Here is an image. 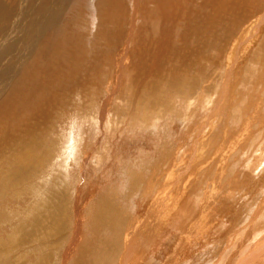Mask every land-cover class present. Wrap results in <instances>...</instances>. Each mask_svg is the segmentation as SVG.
Masks as SVG:
<instances>
[{"label": "rangeland", "instance_id": "rangeland-1", "mask_svg": "<svg viewBox=\"0 0 264 264\" xmlns=\"http://www.w3.org/2000/svg\"><path fill=\"white\" fill-rule=\"evenodd\" d=\"M49 1L1 63L0 264H264L261 0Z\"/></svg>", "mask_w": 264, "mask_h": 264}, {"label": "bare ground", "instance_id": "bare-ground-1", "mask_svg": "<svg viewBox=\"0 0 264 264\" xmlns=\"http://www.w3.org/2000/svg\"><path fill=\"white\" fill-rule=\"evenodd\" d=\"M147 1V0H146ZM161 1H166V7H167V5L169 4L168 2H167V0H161ZM160 1V2H161ZM171 1V0H170ZM183 1V0H182ZM227 1H230L228 4H229V6H231L234 2H236V4L237 3H239V5L243 2L242 0H227ZM249 1H253L254 2V4H255V1L256 0H249ZM52 2H54V1H49V0H32L31 1V4L29 5V8L26 10V11H22V8H20V9H16L15 8V6H13V8H8V7H6V5H2L1 3L2 2H0V100H5L7 97H9L10 96V94L11 93H7V91H4V89H3V84H4V82H5V80L3 79V78H6L7 76H6V68L4 67V66H2L1 65V63L8 57V56H10L11 57V61H12V66H13V64L17 61V59H18V57H19V52L16 50V46L19 44V43H21L24 39H25V37L24 36H22V34H20V32H22V30L23 29H28V30H30V29H32L33 30V33L32 34H34L35 33V31H38V28L40 27L41 28V26L43 27V20H42V12L43 11H45L46 10V8L49 6V3L51 4ZM89 2V1H88ZM124 2V1H123ZM135 2V1H134ZM133 2V3H134ZM158 2V1H157ZM162 2V3H163ZM171 2H174V1H171ZM171 2H170V4H171ZM247 2V0H245V2L244 3H246ZM258 2H260V3H258L257 5H256V7L253 9V7H251L252 8V10L254 11L255 9L256 10H258V12L260 13L263 9H264V0H261V1H258ZM24 3V2H23ZM65 4L66 3H63V1L61 0L60 1V3H57L56 5H51V6H54V8H53V15H51V13H52V11H51V13H50V11H49V20H53V19H56L57 18V14H59V13H57V8H58V10L60 9V11L62 10V8H65ZM110 4H111V6H112V3H110V0L108 1V5H109V7H110ZM139 4V3H138ZM169 4V5H170ZM235 4V5H236ZM161 5V4H160ZM163 5V4H162ZM164 5H165V3H164ZM244 5V4H243ZM246 5V4H245ZM152 6V5H151ZM158 6V5H157ZM236 6H238V5H236ZM248 6V5H247ZM252 6H254V5H252ZM57 7V8H56ZM144 7V6H143ZM161 7V6H160ZM159 7V8H160ZM249 8H250V5L248 6ZM68 8V7H67ZM158 8V9H159ZM168 8H169V6H168ZM246 8V7H245ZM48 9V8H47ZM165 9V8H164ZM50 10V9H49ZM65 10V9H64ZM172 10V9H171ZM220 10H221V8H220ZM223 10V9H222ZM221 10V11H222ZM251 9H250V11L251 12H253ZM47 11V10H46ZM59 11V12H60ZM161 11H160V9H159V13H160ZM218 11H216L215 13H217ZM47 13H48V11H47ZM132 13H133V11H132ZM262 13H264V11H262ZM45 14V13H44ZM137 15H138V13H137ZM161 15V14H160ZM47 16V15H46ZM52 16H55V17H52ZM211 16H213V15H211ZM264 16V14H260V17L258 18V19H251V21H250V23H251V26L250 27H255V24L257 25V26H259V29L258 30H260V29H263V26L264 25H260L261 24V22H262V20H263V17ZM52 17V18H51ZM161 17H162V15H161ZM167 18L168 19H170V21H174L173 20V18L171 17V16H167ZM48 19V18H47ZM115 19V18H114ZM217 19V18H216ZM214 20H215V18H214ZM45 22V21H44ZM51 22V21H50ZM248 23V22H247ZM255 23V24H254ZM262 23H264V22H262ZM31 24V25H30ZM173 24H175V23H173ZM25 26V27H24ZM188 27V25H186V28ZM43 29V28H42ZM188 30H190V28H188ZM253 30H257V29H253ZM27 31V30H26ZM208 32V31H207ZM255 31H251V33L254 35L255 33H254ZM249 33V32H248ZM248 33H245L243 36H242V38H241V41H245L248 37H249V35H248ZM51 34V33H50ZM251 34V36H250V38L253 36ZM184 35V34H183ZM246 35H248L247 37H245V39H244V36H246ZM185 36V35H184ZM34 39H35V37H31L30 36V39H28V41L34 46V48H36V44H35V42H34ZM167 39H168V37H167ZM171 39V38H170ZM174 39V38H173ZM178 39V38H177ZM182 39V38H181ZM200 39V38H199ZM244 39V40H243ZM164 40H165V38H164ZM38 41H39V39H38ZM174 41V40H173ZM166 43V42H165ZM241 44H239V49H241V48H243V42H240ZM38 44V43H37ZM163 45V44H162ZM11 47V49H10V47ZM166 46H168L167 44H165V45H163L162 46V51H164V56L165 55H167V54H169L170 53V50H169V48L167 47V49L165 48ZM39 47V46H38ZM158 47V46H157ZM80 48H81V46H80ZM35 50L36 49H34V52H35ZM43 50V49H42ZM57 50V49H56ZM81 50V49H80ZM238 50V49H237ZM44 51H45V49H44ZM50 51V50H49ZM161 51V50H160ZM46 52V51H45ZM55 52V51H54ZM147 52V51H146ZM42 53H43V51H42ZM62 53V52H61ZM157 54H159V53H157ZM180 54V53H179ZM52 55V54H51ZM238 55V54H237ZM31 56H32V54H31ZM31 56H29L30 58H31ZM45 56V55H44ZM153 56V55H152ZM163 56V57H164ZM169 56V55H168ZM185 56V55H184ZM183 56V57H184ZM155 57V56H154ZM157 57V56H156ZM155 57V58H156ZM159 57V56H158ZM50 58H51V56H50ZM239 58V57H238ZM242 58V57H241ZM31 60V59H30ZM29 61V60H28ZM26 62H27V60H26ZM26 62H24L23 64H21V67H19L18 69L20 70L22 67H23V65H26ZM236 62V61H235ZM46 64H47V62H46ZM39 65V64H38ZM237 65L239 66V64H237V63H234L233 62V65H232V67L230 68V70H232V69H235L236 67H237ZM36 66V65H35ZM34 66V67H35ZM36 67H38V66H36ZM240 67V66H239ZM154 68L156 69V67L154 66ZM53 68H51L50 70H52ZM36 70V69H35ZM49 70V69H48ZM49 70V71H50ZM55 70V69H54ZM151 71H153L152 69H150ZM75 71V70H74ZM155 71V70H154ZM153 71V72H154ZM44 73V72H43ZM33 74V73H32ZM170 74V73H169ZM30 78V77H29ZM27 80V79H26ZM138 80H140V79H138ZM29 81V80H28ZM19 82V81H18ZM141 82V81H140ZM139 84V83H138ZM19 86V85H18ZM193 86V85H192ZM187 88V87H186ZM15 89V88H14ZM231 89V88H230ZM12 90V88L10 89V91ZM19 91V90H18ZM13 92V91H12ZM15 92V91H14ZM17 93H19V92H17ZM6 94V95H5ZM4 95H5V97H4ZM13 96V95H12ZM11 96V97H12ZM4 97V98H3ZM16 97H17V95H16ZM28 98V97H27ZM22 99V98H21ZM24 99V98H23ZM6 101V100H5ZM21 101V100H20ZM36 103V102H35ZM52 104V103H51ZM18 105V104H17ZM45 106V105H44ZM48 106H50L49 104H48ZM51 107V106H50ZM10 110H11V108H10ZM10 110H8V112L10 111ZM16 111V110H15ZM49 111V109H47V112ZM8 112H6V113H8ZM46 112V113H47ZM11 112H9V114H10ZM46 113H44L45 115H46ZM41 114H42V112H41ZM44 114H42L43 116H44ZM11 115H13V113L11 114ZM39 120V119H38ZM38 120H37V122H38ZM42 120V119H41ZM41 122V121H40ZM34 123V122H33ZM3 124V123H2ZM6 124V123H5ZM4 124V125H5ZM8 124V123H7ZM0 126H1V124H0ZM2 127V126H1ZM0 127V128H1ZM14 127V126H13ZM17 128V127H16ZM34 128V127H33ZM6 129V127L4 128V130ZM9 129V128H8ZM17 130V129H16ZM19 130V129H18ZM23 130V129H22ZM12 131V130H11ZM10 131V132H11ZM1 132V131H0ZM7 133V132H6ZM1 134V133H0ZM8 134V133H7ZM11 134H12V132H11ZM16 134V133H15ZM3 133H2V137H3ZM5 136V135H4ZM32 136V135H31ZM8 137V136H7ZM20 138V137H19ZM17 140V139H16ZM74 142V141H73ZM75 143V142H74ZM70 153V152H69ZM77 153V152H76ZM78 154V153H77ZM62 158V157H61ZM71 158H74V157H71ZM70 158V159H71ZM67 160H68V158H67ZM71 160H74V159H71ZM69 165V164H68ZM15 166V165H14ZM254 166V165H253ZM256 167V166H255ZM25 168H27V166H25ZM32 172V171H31ZM9 177V176H8ZM23 177H25V175L23 176ZM21 179H22V175H21ZM11 181V180H10ZM17 181V180H16ZM26 186V185H25ZM168 217V216H167ZM56 219V218H55ZM164 220V219H163ZM57 221V220H56ZM49 223V222H48ZM55 224V223H54ZM52 227V226H51ZM57 227V226H56ZM53 228H54V226H53ZM52 228V229H53ZM57 228H59V227H57ZM256 249V248H255ZM257 250V249H256ZM255 251V250H254ZM256 254V253H255ZM248 255V254H247ZM127 258V257H126ZM247 260V259H246ZM250 261V260H249ZM243 262H245V261H243ZM242 262V263H243ZM255 262V261H254Z\"/></svg>", "mask_w": 264, "mask_h": 264}]
</instances>
